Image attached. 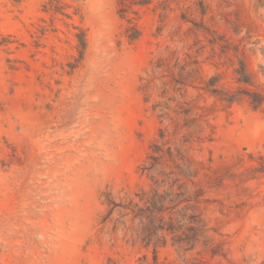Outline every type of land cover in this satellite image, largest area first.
Wrapping results in <instances>:
<instances>
[{"label": "rangeland", "instance_id": "374dc122", "mask_svg": "<svg viewBox=\"0 0 264 264\" xmlns=\"http://www.w3.org/2000/svg\"><path fill=\"white\" fill-rule=\"evenodd\" d=\"M0 264H264V0H0Z\"/></svg>", "mask_w": 264, "mask_h": 264}]
</instances>
